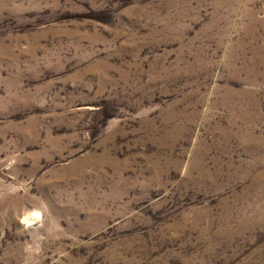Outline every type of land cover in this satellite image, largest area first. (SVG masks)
Returning a JSON list of instances; mask_svg holds the SVG:
<instances>
[{
  "label": "rangeland",
  "instance_id": "obj_1",
  "mask_svg": "<svg viewBox=\"0 0 264 264\" xmlns=\"http://www.w3.org/2000/svg\"><path fill=\"white\" fill-rule=\"evenodd\" d=\"M0 264H264V0H0Z\"/></svg>",
  "mask_w": 264,
  "mask_h": 264
},
{
  "label": "bare ground",
  "instance_id": "obj_2",
  "mask_svg": "<svg viewBox=\"0 0 264 264\" xmlns=\"http://www.w3.org/2000/svg\"><path fill=\"white\" fill-rule=\"evenodd\" d=\"M33 216H31V214L30 215H25V217H24V219L25 220H27V221H31V220H33Z\"/></svg>",
  "mask_w": 264,
  "mask_h": 264
}]
</instances>
